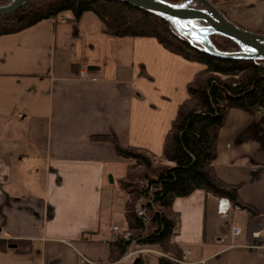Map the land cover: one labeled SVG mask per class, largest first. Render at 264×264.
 I'll list each match as a JSON object with an SVG mask.
<instances>
[{"label":"crops","instance_id":"crops-1","mask_svg":"<svg viewBox=\"0 0 264 264\" xmlns=\"http://www.w3.org/2000/svg\"><path fill=\"white\" fill-rule=\"evenodd\" d=\"M216 7L264 34V0ZM90 13L74 20L66 11L0 35V238L31 241L29 253L0 251V264H80L81 257L109 264L115 203L110 197L103 208L104 190L124 177L126 160L92 135L112 131L121 146L170 164L162 158L165 136L203 66L151 37L105 34ZM216 147V175L240 184V198L257 214L232 206L220 214L226 199L196 190L172 204L173 240L186 263L264 264V113L229 110ZM140 249L146 264L161 254L157 246Z\"/></svg>","mask_w":264,"mask_h":264},{"label":"trees","instance_id":"trees-1","mask_svg":"<svg viewBox=\"0 0 264 264\" xmlns=\"http://www.w3.org/2000/svg\"><path fill=\"white\" fill-rule=\"evenodd\" d=\"M11 0H0L4 5ZM178 3L181 0H164ZM215 6L224 0H210ZM70 11L74 20L84 12L93 13L105 34L115 37H151L167 51L201 64L186 84L187 97L177 108L167 132L162 158L170 164L152 165L149 155L135 147L121 146L114 132L92 135L94 141H108L115 153L134 159L118 181L124 193L121 231L108 241L109 264H146L142 255L128 263L120 261L130 242L137 246H157L161 254L155 264H190L173 240L178 213L171 207L176 198L202 190L216 198H225L230 206L257 214L256 209L239 196L240 184L228 183L216 175L213 162L217 155L218 133L229 110L249 115L264 113V60L220 59L195 48L164 19L131 4L116 0H26L17 10L0 16V35L13 34L38 22ZM219 50L233 51L230 39L210 37ZM146 153V155H145ZM139 168L138 173H134ZM144 210L137 214V206ZM128 234V238L124 234ZM13 248L16 253L31 251L28 239L0 238V251Z\"/></svg>","mask_w":264,"mask_h":264},{"label":"water","instance_id":"water-1","mask_svg":"<svg viewBox=\"0 0 264 264\" xmlns=\"http://www.w3.org/2000/svg\"><path fill=\"white\" fill-rule=\"evenodd\" d=\"M144 9L167 21L187 42L220 59L264 60V34L251 32L232 23L210 0H116ZM26 0L0 5V16L20 8ZM199 6V7H198ZM223 36L237 45L233 51L217 49L210 37ZM88 69H93L89 66ZM109 180L112 181L111 176Z\"/></svg>","mask_w":264,"mask_h":264},{"label":"rangeland","instance_id":"rangeland-1","mask_svg":"<svg viewBox=\"0 0 264 264\" xmlns=\"http://www.w3.org/2000/svg\"><path fill=\"white\" fill-rule=\"evenodd\" d=\"M234 4H237V3H234ZM91 16H94V15L92 14ZM145 155H146V153H145ZM147 156L150 158L152 165H156V164H158V163L161 162V160L158 159L157 157H155V159H153L149 155H147ZM125 160H126V163L125 164H122L121 166H119L122 169V171L124 170V168L126 167V165L128 163L134 162V159H125ZM162 164H166L167 165L166 162H164V163L162 162ZM138 170H139V168L137 167V169H135V171H132L133 174L134 173H138ZM112 179H113V177H112ZM118 181L119 180H113V182H111V184H110L109 183L110 180H109V177H108L107 182L109 183L110 186L107 187V185H106V188L104 190V202H103L104 203V207L103 208H105V209L108 208L109 200H110V197H111V200H113V202L115 203V205L113 204V208H112V211H111V215H112V217H111L112 218L111 219V223L117 225L118 227H120L116 233H114V234L111 235V238L110 239H113L114 236L116 234H118V232L121 231V227L124 226L123 198H124L125 195L119 189V187H118L119 186L118 185ZM121 199H122V201H121ZM139 210H143V209L139 208V203H138L137 212ZM124 237H126V239H127L128 238V234L127 233L124 234ZM141 252H144V250H141L140 249V246H137L134 242H130V244H129L128 248H127V251L121 256L120 261L123 262V260L125 258L130 259V257H133V255H140L139 253H141ZM125 262H123V263H125Z\"/></svg>","mask_w":264,"mask_h":264},{"label":"built area","instance_id":"built-area-1","mask_svg":"<svg viewBox=\"0 0 264 264\" xmlns=\"http://www.w3.org/2000/svg\"><path fill=\"white\" fill-rule=\"evenodd\" d=\"M79 75L83 77L85 75V72L84 71H80ZM229 208H230V203H229V201L227 199L226 200L220 199L218 201V204H217V212L218 213L225 214ZM137 214L138 215H143L144 211L143 210H139L137 212ZM233 230H234V233H236V234L239 233V231H240L238 228H233ZM112 231L114 233H116L118 231V226H116V225L112 226ZM79 263L80 264H88V261L85 258L81 257L80 260H79Z\"/></svg>","mask_w":264,"mask_h":264}]
</instances>
